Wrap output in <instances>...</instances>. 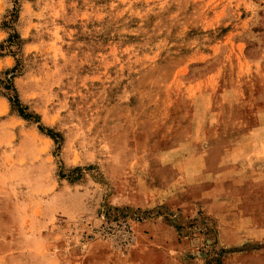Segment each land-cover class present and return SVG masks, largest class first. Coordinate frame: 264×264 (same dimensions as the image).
Returning <instances> with one entry per match:
<instances>
[{
	"label": "rangeland",
	"instance_id": "374dc122",
	"mask_svg": "<svg viewBox=\"0 0 264 264\" xmlns=\"http://www.w3.org/2000/svg\"><path fill=\"white\" fill-rule=\"evenodd\" d=\"M4 77L39 121L0 84V264H228L214 216L156 198L187 196L164 162L194 126L218 157L263 109L264 0H0Z\"/></svg>",
	"mask_w": 264,
	"mask_h": 264
},
{
	"label": "crops",
	"instance_id": "0c3cea01",
	"mask_svg": "<svg viewBox=\"0 0 264 264\" xmlns=\"http://www.w3.org/2000/svg\"><path fill=\"white\" fill-rule=\"evenodd\" d=\"M259 105L263 109L252 112L250 125L242 123L218 157H212L217 152L205 128L194 126L191 140L181 145L185 151L174 150L176 157L164 162L178 171L170 188L184 184L187 196L162 192L156 198L178 207H185L184 199L214 216L219 244L232 249L228 264H264V105ZM202 117L203 123L212 122V115Z\"/></svg>",
	"mask_w": 264,
	"mask_h": 264
},
{
	"label": "trees",
	"instance_id": "16d2710c",
	"mask_svg": "<svg viewBox=\"0 0 264 264\" xmlns=\"http://www.w3.org/2000/svg\"><path fill=\"white\" fill-rule=\"evenodd\" d=\"M13 37V35H11ZM10 36V40H11V37ZM9 42V41H8ZM11 43H13L12 41H10ZM10 43V45H11ZM14 68H12L10 71L11 72H14ZM7 77V76H6ZM0 84L2 85V88L5 90V96L7 97L8 101L10 102V104L12 105V107L17 111L18 115L21 116L22 118L24 119H27V120H33L34 122H38V117L37 116H34L30 113L27 112V108L26 106H23L19 99H18V96L16 94V90L12 84V82L10 81V77L9 78H3L2 80H0ZM38 128L42 131L45 130V133L47 135H49L50 137L54 138L56 136V134L54 132H52L51 130H48L46 128H44L42 125H39ZM124 210H116V213L117 214H113L112 216L113 217H118V218H126L129 216V214L127 213H124L123 212ZM106 215L109 216V213L107 212ZM131 216V215H130ZM136 219H142V217H140L138 214L137 216H135ZM216 260V259H215ZM217 264H221L220 261H218L217 259Z\"/></svg>",
	"mask_w": 264,
	"mask_h": 264
}]
</instances>
